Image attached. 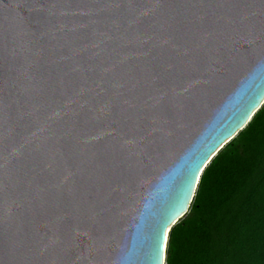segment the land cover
Segmentation results:
<instances>
[{
  "label": "water",
  "instance_id": "95a60500",
  "mask_svg": "<svg viewBox=\"0 0 264 264\" xmlns=\"http://www.w3.org/2000/svg\"><path fill=\"white\" fill-rule=\"evenodd\" d=\"M263 103L264 0H0V264H164Z\"/></svg>",
  "mask_w": 264,
  "mask_h": 264
},
{
  "label": "trees",
  "instance_id": "16d2710c",
  "mask_svg": "<svg viewBox=\"0 0 264 264\" xmlns=\"http://www.w3.org/2000/svg\"><path fill=\"white\" fill-rule=\"evenodd\" d=\"M166 264H264V103L200 174Z\"/></svg>",
  "mask_w": 264,
  "mask_h": 264
},
{
  "label": "bare ground",
  "instance_id": "6f19581e",
  "mask_svg": "<svg viewBox=\"0 0 264 264\" xmlns=\"http://www.w3.org/2000/svg\"><path fill=\"white\" fill-rule=\"evenodd\" d=\"M204 166H205V164L203 165V167H204ZM203 167L201 168L200 173H201ZM168 229H169V228L166 229V234H167V230H168ZM164 264H165V263H164Z\"/></svg>",
  "mask_w": 264,
  "mask_h": 264
},
{
  "label": "clouds",
  "instance_id": "9594fccd",
  "mask_svg": "<svg viewBox=\"0 0 264 264\" xmlns=\"http://www.w3.org/2000/svg\"><path fill=\"white\" fill-rule=\"evenodd\" d=\"M212 155H213V154H212ZM212 155H211V156H212ZM211 156H210V158H211ZM210 158H209V159H210ZM209 159H208V160H209ZM208 160H207V161H208Z\"/></svg>",
  "mask_w": 264,
  "mask_h": 264
}]
</instances>
